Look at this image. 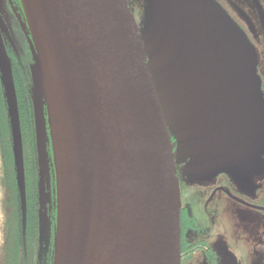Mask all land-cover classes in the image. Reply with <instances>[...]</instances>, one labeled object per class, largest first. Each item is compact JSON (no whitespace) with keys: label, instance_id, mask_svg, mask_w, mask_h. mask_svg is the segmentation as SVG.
<instances>
[{"label":"water","instance_id":"obj_1","mask_svg":"<svg viewBox=\"0 0 264 264\" xmlns=\"http://www.w3.org/2000/svg\"><path fill=\"white\" fill-rule=\"evenodd\" d=\"M21 1L52 130L53 264H180L174 145L150 65L167 60L161 41L144 47L128 0ZM195 1L201 22L220 10L214 0ZM149 11L155 19L157 8ZM0 74L21 156L16 85L1 37ZM229 87L231 113V97L241 95L244 108L246 88ZM165 106L170 117L181 112L170 100Z\"/></svg>","mask_w":264,"mask_h":264},{"label":"rangeland","instance_id":"obj_2","mask_svg":"<svg viewBox=\"0 0 264 264\" xmlns=\"http://www.w3.org/2000/svg\"><path fill=\"white\" fill-rule=\"evenodd\" d=\"M128 1L140 35L145 34L144 47L161 41L160 46L165 48L166 61L154 58L150 62L159 99L163 106L170 100L181 109L174 119L165 112L167 127L177 134L174 159L181 204L195 207L197 197L203 196L209 210L201 223L211 233L223 226V241L229 245L237 241L235 225L239 222L235 218L244 209L234 197L240 191L255 194L256 180L264 176L263 25L249 12L257 23L253 29L247 24V29L242 30L238 19L233 20L216 0L221 11L217 10L211 20L205 12L204 22L195 0ZM154 7L155 19L147 13V8ZM231 15L238 17L232 12ZM41 80L45 92L42 76ZM230 81L245 86L243 109L256 127L255 144L243 153V157H254L250 162L233 158L239 125L229 112ZM196 164L198 171L192 173ZM185 167L190 173H184ZM178 170L184 174H178ZM222 172L227 173L226 183L222 177L218 179ZM217 187L220 189L215 191ZM201 188L203 193L197 192ZM217 204L223 208L221 212ZM233 247L242 250L240 244Z\"/></svg>","mask_w":264,"mask_h":264},{"label":"flooded vegetation","instance_id":"obj_3","mask_svg":"<svg viewBox=\"0 0 264 264\" xmlns=\"http://www.w3.org/2000/svg\"><path fill=\"white\" fill-rule=\"evenodd\" d=\"M216 1L233 20L238 19V26L244 31L247 24L253 29L257 23L249 17L251 12L263 25L264 34V0ZM147 13L150 14L148 8ZM0 37L12 66L22 139L20 156L0 74V264H53L57 174L52 130L41 73L35 65L33 37L21 0H0ZM147 58L151 61L149 54ZM37 90H40L39 100ZM163 109L167 113L165 106ZM230 111L239 123L233 158L253 161L254 157H243L244 151L255 144L256 127L244 117L241 95L231 97ZM171 137L175 152L177 134L173 130ZM198 166L192 173L198 171ZM183 171L190 173L188 167ZM179 173L183 172L178 170ZM222 173L218 179L222 177L226 183L227 173ZM238 195L234 200L244 209L235 218L239 222L235 225L237 241L229 245L223 241V226L211 233L201 223L209 210L203 196L197 197L195 207L182 204L180 264H264V176L256 180L255 194L240 191ZM216 206L220 212L223 210ZM238 244L242 250L233 247Z\"/></svg>","mask_w":264,"mask_h":264},{"label":"trees","instance_id":"obj_4","mask_svg":"<svg viewBox=\"0 0 264 264\" xmlns=\"http://www.w3.org/2000/svg\"><path fill=\"white\" fill-rule=\"evenodd\" d=\"M0 92H1V87H0ZM57 174V173H56ZM57 212H58V202H57Z\"/></svg>","mask_w":264,"mask_h":264}]
</instances>
